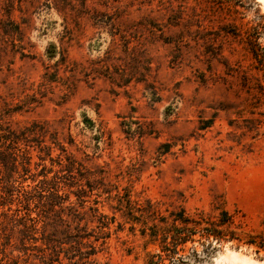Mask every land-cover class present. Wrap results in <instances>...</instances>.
<instances>
[{"label":"rangeland","instance_id":"374dc122","mask_svg":"<svg viewBox=\"0 0 264 264\" xmlns=\"http://www.w3.org/2000/svg\"><path fill=\"white\" fill-rule=\"evenodd\" d=\"M82 200L114 218L102 264L160 251L148 201L264 240L260 0H0V264H40L44 210ZM191 246L185 264H264Z\"/></svg>","mask_w":264,"mask_h":264},{"label":"trees","instance_id":"16d2710c","mask_svg":"<svg viewBox=\"0 0 264 264\" xmlns=\"http://www.w3.org/2000/svg\"><path fill=\"white\" fill-rule=\"evenodd\" d=\"M148 202L144 225L150 230L152 239L158 242L160 251L150 254L147 264H164L165 260H168L167 264H185L189 256L198 258L199 252L195 247H187V243L201 239L243 241L264 249V240H256L253 236L242 240L233 232L225 233L222 226L230 221L225 210H221L217 222H210L202 210L190 214L178 207L165 209L166 214H162L156 205ZM84 203L82 200L77 206L71 202L64 206L62 202H52L51 207H60V212L52 214L53 209L44 210L49 221L44 224L50 229L41 238L47 256L39 258L40 264H102L96 255L110 236V224L114 218L92 206L85 210ZM202 245L207 243L202 241Z\"/></svg>","mask_w":264,"mask_h":264},{"label":"bare ground","instance_id":"6f19581e","mask_svg":"<svg viewBox=\"0 0 264 264\" xmlns=\"http://www.w3.org/2000/svg\"><path fill=\"white\" fill-rule=\"evenodd\" d=\"M260 1H261L262 4L264 5V0H260ZM232 264H245V263H243V262H241V261H240V262H236V261L234 262V261H233ZM250 264H253V263H250Z\"/></svg>","mask_w":264,"mask_h":264}]
</instances>
